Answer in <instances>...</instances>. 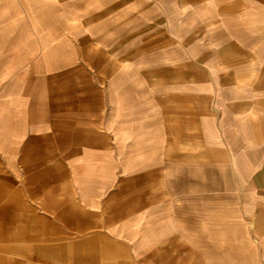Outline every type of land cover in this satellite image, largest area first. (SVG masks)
Listing matches in <instances>:
<instances>
[{"label": "crops", "instance_id": "0c3cea01", "mask_svg": "<svg viewBox=\"0 0 264 264\" xmlns=\"http://www.w3.org/2000/svg\"><path fill=\"white\" fill-rule=\"evenodd\" d=\"M166 21L248 63L166 78ZM0 30L9 141L65 171L98 232L147 263L264 264V0H0Z\"/></svg>", "mask_w": 264, "mask_h": 264}, {"label": "rangeland", "instance_id": "374dc122", "mask_svg": "<svg viewBox=\"0 0 264 264\" xmlns=\"http://www.w3.org/2000/svg\"><path fill=\"white\" fill-rule=\"evenodd\" d=\"M1 34L0 30V43ZM170 34L175 37L170 38ZM179 38L192 50L201 51V56L181 55L178 50L169 53L170 43L177 41L179 46ZM220 40L224 44L232 42ZM204 41L201 40L202 44ZM245 41V38L239 39L236 46L243 53ZM210 51L202 45L197 46L192 35L185 33L176 23L166 21V78L175 74L171 70L178 72L173 63L179 64L187 59H197L207 65L224 61L233 66L248 63L244 57L232 60V56H224L221 49L214 50L213 54ZM92 59L97 63L99 56H92ZM2 60L0 53V264H166V255L157 256L160 259L157 262H142L144 257L137 254L141 248L120 245L119 240L98 232L97 217L88 213L82 200L74 199L68 191L65 171H57L42 152L32 160L16 155H25L26 151L18 152L9 141V120L3 116L1 101ZM202 77L205 79L207 72L203 71ZM41 247L57 249L60 258L54 260L40 253ZM65 253L66 257H62Z\"/></svg>", "mask_w": 264, "mask_h": 264}]
</instances>
